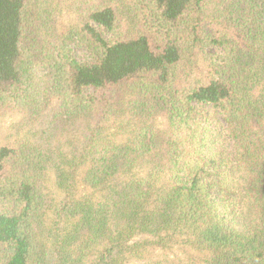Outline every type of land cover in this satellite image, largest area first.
<instances>
[{"label":"trees","instance_id":"1","mask_svg":"<svg viewBox=\"0 0 264 264\" xmlns=\"http://www.w3.org/2000/svg\"><path fill=\"white\" fill-rule=\"evenodd\" d=\"M0 264H264V0H0ZM52 136L53 133H51Z\"/></svg>","mask_w":264,"mask_h":264},{"label":"rangeland","instance_id":"2","mask_svg":"<svg viewBox=\"0 0 264 264\" xmlns=\"http://www.w3.org/2000/svg\"><path fill=\"white\" fill-rule=\"evenodd\" d=\"M50 114L49 110H46L45 114L35 122L31 123L30 126L22 124L18 134L16 133L14 126L11 127L13 123L18 121V119L9 114H2L0 116V137H9L10 134H12L14 137H28L41 142H45L49 138L50 141H53L54 145L60 146L64 150L72 149L74 145H77L78 139L82 138V135L76 131L66 133L59 130H53V126L50 122ZM51 133H53L54 136H52Z\"/></svg>","mask_w":264,"mask_h":264}]
</instances>
